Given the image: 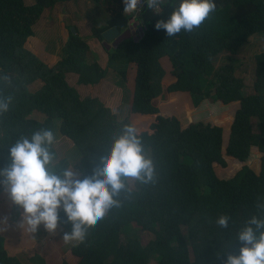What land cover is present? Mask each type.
Returning <instances> with one entry per match:
<instances>
[{"label":"trees","instance_id":"16d2710c","mask_svg":"<svg viewBox=\"0 0 264 264\" xmlns=\"http://www.w3.org/2000/svg\"><path fill=\"white\" fill-rule=\"evenodd\" d=\"M29 1L0 0V99L11 98L9 110L0 114V169L8 166L9 149L17 140L42 129L55 133L56 121L72 142L69 157L63 158L52 145L58 172L70 168L80 179L90 176L125 125L135 126L154 165L151 181L136 180L138 186L131 188L125 180L126 190L116 198L120 206L79 242L83 258L78 264H224L229 254H239V232L252 216L264 218V56L255 64L254 93L246 95L232 65L216 60L235 55L256 36L264 44V0H213L216 9L200 28L173 37L155 24L170 18L182 0H164L159 12L145 4L131 14L124 13L122 0H90L107 14L90 28L106 53V66L121 60L129 65L118 74L129 91L121 120L97 98H81L75 90L74 85H97L105 70L75 27L73 33L66 27L61 54L52 65L26 48L43 10L78 0ZM132 17L141 30L106 50L101 33L111 27L127 30ZM34 81L41 85L29 91ZM202 101L215 106L211 121L181 123ZM234 104L224 138L216 120ZM251 147L262 154L258 171L247 163ZM232 163L238 169L219 177L217 168ZM10 201L0 183V206ZM223 215L230 218L227 228L216 223ZM130 225L153 238L145 245L136 235L122 238ZM71 229L61 208L57 230ZM4 242L0 235V264H45L39 255H8Z\"/></svg>","mask_w":264,"mask_h":264},{"label":"clouds","instance_id":"9594fccd","mask_svg":"<svg viewBox=\"0 0 264 264\" xmlns=\"http://www.w3.org/2000/svg\"><path fill=\"white\" fill-rule=\"evenodd\" d=\"M124 13H135L141 0H123ZM149 9H158L163 0H143ZM213 0H182L167 20L160 19L156 30H165L173 37L181 30L193 32L200 28L215 11ZM134 17L131 18L133 21ZM134 22V21H133ZM136 22V21H135ZM11 98L0 99V114L7 112ZM56 137L52 130L42 129L31 138L21 137L9 149V164L0 169V181L12 203L23 210L21 226L37 233L41 226L55 234L62 208L70 233H65L66 244L83 243L88 230L102 220L113 207H119L117 197L126 190V178L142 183L153 179V161L146 157L141 138L133 125H125L123 133L114 140L110 152L99 157L92 174L80 179L70 168L54 170L55 154L52 145ZM229 217L220 216L216 223L227 228ZM239 254H229L224 264H264V218L252 216L238 234Z\"/></svg>","mask_w":264,"mask_h":264},{"label":"rangeland","instance_id":"374dc122","mask_svg":"<svg viewBox=\"0 0 264 264\" xmlns=\"http://www.w3.org/2000/svg\"><path fill=\"white\" fill-rule=\"evenodd\" d=\"M25 4H29V0H24ZM102 6H97L90 0H78L75 2H66L63 5H53L47 10H43L39 19L33 26V31L35 34L34 39H30L26 48L32 44H57L60 47L66 37V32L61 31L60 19L64 22L65 27H75L77 34L90 44V28L102 24L107 19V14L102 10ZM129 21H132L131 19ZM69 28V30H70ZM62 36V37H61ZM88 39H87V38ZM91 44H97L96 41L91 42ZM51 47V45H50ZM49 48V45H48ZM110 48V47H109ZM96 52L101 53V49H96ZM264 56V44L258 36L251 38L249 43L244 44L240 47L235 55L224 54L216 60L217 64H230L234 69V74L236 77L243 80L244 88L243 93L251 94L253 91V81H254V68L258 57ZM92 58L95 62L101 64V58L98 54L94 53ZM109 79H112L107 84L98 87L99 85L91 87H79L81 97L86 96H96L101 97L103 93H106L107 89H110L113 84H115V78L111 74ZM107 78V79H108ZM74 79L69 80L71 84ZM36 85L33 83L28 85L30 91L37 89L40 83L35 81ZM106 83V82H105ZM119 86V85H118ZM90 88V90L88 89ZM127 91L121 92L118 97H109L107 99L110 103H104L105 97L100 98L101 102L105 104V107L112 108V113L115 115L117 120L124 118L126 114V102H127ZM116 104L115 106H113ZM209 106V107H208ZM237 104L228 107V111L222 113L218 118L217 122L224 127V138H226L227 126L230 121L231 113L235 110ZM193 113H189L181 117V123L188 122H209L211 121L212 112H216L215 106L207 105L204 101L192 110ZM220 110L217 112L219 113ZM59 122H55V143L53 144L54 149L57 152L59 158L69 157V151L72 147V142L65 138L58 130ZM71 155V154H70ZM262 154L258 152L256 147L250 148V158L248 164L251 168L258 171L260 165V158ZM238 169L234 163L230 164L229 168L222 169L217 168V174L219 177L229 176ZM131 188L137 187L138 182L133 178H126ZM22 209L14 207V204L10 201L5 204H1L0 212V235L5 239V249L10 256H25L31 258L34 255H39L43 258L45 264H78L81 262L82 255V245L79 242L73 241L71 244H66L63 240L66 230H57L55 234L48 233L43 226L40 227L37 233L31 232L29 229V234H25L27 225L21 226L22 219ZM122 234V238L125 236L136 235L139 241L145 245L153 236L144 230L140 229L135 225H130ZM19 235L23 238L20 239ZM30 264V263H29Z\"/></svg>","mask_w":264,"mask_h":264},{"label":"crops","instance_id":"0c3cea01","mask_svg":"<svg viewBox=\"0 0 264 264\" xmlns=\"http://www.w3.org/2000/svg\"><path fill=\"white\" fill-rule=\"evenodd\" d=\"M136 21V24H138V22H137V20H135ZM131 23H133V24H135L133 21H130V24ZM136 26V25H135ZM72 27V26H71ZM66 27H65V25H64V22H61V31L60 32H62V31H65L66 32ZM32 31H33V29H32ZM35 34H34V31H33V37L31 38V39H34L35 37ZM62 37V36H61ZM66 38V37H65ZM87 38V37H86ZM88 39V38H87ZM88 40H90V44L88 43V41H86L87 42V46H88V48H89V50H90V53H91V55H93L94 53H96V54H98L99 55V57L101 58V64H99V66L101 67V68H105V70L103 71V77L101 78V80L99 81V83L97 84V85H99L98 87H100V86H103V85H105V84H107V82H110L112 79H109L108 77L111 75V74H113V76L114 77H116L115 78V84H113L112 86H111V88L110 89H107L106 90V93H103L102 95H101V97L100 98H102V97H105V101H103L105 104L107 103H110V102H108L107 101V99L109 98V97H112L113 95H114V97H118V95L122 92L123 93V91L124 90H126L127 91V94H128V97H127V102H126V106H127V103H128V101H129V91H128V88H127V86L123 83V81H122V79H121V77L118 75L119 74V71H121V70H123V69H125L126 67H129V65L125 62V61H123V60H121V61H119V62H117V63H111L108 67L106 66V64H107V56H106V53L104 52V51H102L101 50V53L100 52H96V49H100L98 46H99V44H91V42L93 43V41H95V39L94 38H92L91 36H90V39H88ZM63 42H65V39H64V41ZM28 45V44H27ZM48 45H49V48H48ZM50 45H51V47H50ZM63 45L64 44H61L60 45V47H58L57 46V44H45V43H39V44H32V47L31 46H29V47H27V49H29L34 55H36L40 60H42L43 62H45L46 63V65H52V64H54L55 62H56V60L59 58V56H60V54H61V51H62V48H63ZM108 50V49H107ZM115 65V66H114ZM108 78V79H107ZM70 79H74V81H75V76H70V78H69V80ZM74 81L70 84V85H72L73 83H74ZM35 82V81H34ZM33 82V86L34 85H36V83H34ZM38 82V81H37ZM106 82V83H105ZM38 83H40V82H38ZM40 85H41V83H40ZM119 85V86H118ZM94 86H96V85H94ZM93 86V87H94ZM40 87V86H39ZM38 87V88H39ZM74 87H75V90H76V92L78 93V95L80 96V93H79V91L80 90H82V89H80V90H78V88L79 87H81V88H84V87H91V86H88V85H74ZM37 88V89H38ZM92 88V87H91ZM89 90H90V88H88ZM28 90L30 91V89L28 88ZM36 90V89H35ZM35 90H33V91H35ZM81 97V96H80ZM86 97H90V96H86ZM94 98H97L99 101H101L100 100V98L99 97H96V96H93ZM81 98H83V97H81ZM116 104H114L113 106H115ZM112 109V108H111ZM191 113H193V111L191 110V111H189V115L191 114ZM36 115V116H35ZM186 116V115H185ZM34 117L36 118V117H40L39 115H37V114H34Z\"/></svg>","mask_w":264,"mask_h":264},{"label":"water","instance_id":"95a60500","mask_svg":"<svg viewBox=\"0 0 264 264\" xmlns=\"http://www.w3.org/2000/svg\"><path fill=\"white\" fill-rule=\"evenodd\" d=\"M134 23H131L127 30H124L123 32H119L115 27H111L101 33V44L105 46L106 50L109 47L115 48L116 45L123 39H129L131 37L134 38V36L137 35V33L141 30V27L136 28L135 25L136 22L133 19ZM70 32L73 33L74 30L71 27Z\"/></svg>","mask_w":264,"mask_h":264},{"label":"built area","instance_id":"2783aa9c","mask_svg":"<svg viewBox=\"0 0 264 264\" xmlns=\"http://www.w3.org/2000/svg\"><path fill=\"white\" fill-rule=\"evenodd\" d=\"M163 1H164V0H163ZM122 3H123V7H124V2H123V0H122ZM141 3H142V4L138 6V9H137L136 12L140 11V10L143 8V6L146 4V3H143V0H141ZM159 10H160V6H159L158 9H156V10H154V11H155V12H159Z\"/></svg>","mask_w":264,"mask_h":264}]
</instances>
